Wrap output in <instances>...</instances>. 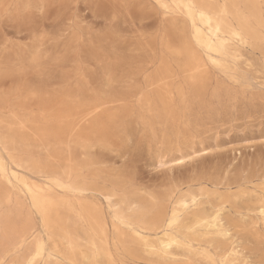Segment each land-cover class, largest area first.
I'll list each match as a JSON object with an SVG mask.
<instances>
[{
    "label": "rangeland",
    "instance_id": "374dc122",
    "mask_svg": "<svg viewBox=\"0 0 264 264\" xmlns=\"http://www.w3.org/2000/svg\"><path fill=\"white\" fill-rule=\"evenodd\" d=\"M183 1L0 0V264H264V0Z\"/></svg>",
    "mask_w": 264,
    "mask_h": 264
},
{
    "label": "bare ground",
    "instance_id": "6f19581e",
    "mask_svg": "<svg viewBox=\"0 0 264 264\" xmlns=\"http://www.w3.org/2000/svg\"><path fill=\"white\" fill-rule=\"evenodd\" d=\"M181 1H177L175 4V7H178ZM182 8L185 12V15L188 17V19L193 22L195 20H201L204 21L205 23L209 22V20L211 19L210 16L208 14H206L205 12L201 11L198 9V7H196L195 4V0H184L182 2ZM229 5V4H228ZM172 6V5H171ZM166 12V11H165ZM184 15V14H183ZM215 31V30H214ZM195 41L196 43H198L200 46H202L204 49L206 50H210L213 53H216L217 55L222 56L224 54V46L222 44H218V46L212 41L211 37L207 34H204L201 30H199L198 32H196L195 36ZM162 167V166H161ZM63 173V172H62ZM16 185V184H15ZM56 189V188H55ZM63 193V192H62ZM196 203V197L195 196H190L188 198L186 197H182L180 198L176 203H175V209L172 211V214L170 215L169 219L167 220L166 224H165V229L167 231H169L174 225H176L179 220L181 219L182 213L186 212L191 206H193ZM116 209V208H115ZM258 214L260 216H264V204H261L258 207ZM124 221V220H123ZM194 221V220H193ZM202 221L205 227L207 228H218V220L216 219V216L212 217L210 220H199L196 221L195 223L197 224L198 222ZM202 224V223H201ZM202 227V226H201ZM82 228V227H79ZM204 229V228H203ZM206 229V228H205ZM208 230V229H206ZM81 232V231H80ZM138 235V234H137ZM141 236H139L140 238ZM143 238V237H142ZM148 238V237H146ZM145 238V239H146ZM64 240V239H63ZM78 240H80L78 238ZM77 240V241H78ZM148 240V239H147ZM65 241V240H64ZM81 242V241H78ZM85 242V241H84ZM173 238L171 236H168L167 239H165L164 237L159 238L158 243L160 245V247L162 249H166L168 248L169 244H172ZM66 243V242H64ZM83 243V242H82ZM85 244V243H84ZM91 244V243H90ZM87 245V244H85ZM70 246V245H69ZM90 246V245H89ZM70 249V248H69ZM92 249L93 246H92ZM158 249V248H157ZM81 250V249H80ZM148 250V249H146ZM154 250V249H153ZM48 251V250H47ZM85 251V250H84ZM151 251V250H150ZM160 251V250H158ZM88 252V251H87ZM86 252V253H87ZM149 252V251H148ZM168 252V251H166ZM84 253V252H82ZM80 254V253H79ZM88 254V253H87ZM47 255V254H45ZM83 255V254H81ZM100 256V255H99ZM49 258V257H48ZM80 258V257H79ZM85 258L87 259V257L85 256ZM90 258V255H89ZM98 259V258H97ZM83 260V259H81ZM90 260V259H88ZM87 260V261H88ZM87 261H84L87 263Z\"/></svg>",
    "mask_w": 264,
    "mask_h": 264
}]
</instances>
